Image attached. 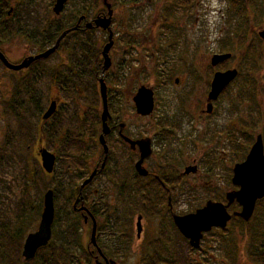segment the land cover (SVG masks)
Here are the masks:
<instances>
[{
  "label": "rangeland",
  "instance_id": "rangeland-1",
  "mask_svg": "<svg viewBox=\"0 0 264 264\" xmlns=\"http://www.w3.org/2000/svg\"><path fill=\"white\" fill-rule=\"evenodd\" d=\"M173 1L107 2L111 4L114 13L113 31L118 32L113 57L114 69L109 71V76L116 79L121 76L120 84L115 78H110L107 85L111 105L109 110H119V121L131 124L136 134L157 136L153 157L148 160L150 169L154 165H160L180 175L188 166L197 167L195 174L181 178L177 200H182V203L176 206L175 212L182 215L203 207L207 200L218 197L227 189H235L230 182L231 169L234 164L245 159L256 135L263 132L264 52L257 55L254 62L246 60V53L250 45L264 50V41L257 36L258 31L264 30V18L258 23L254 21V12L260 5H264V0H241L246 11L244 18L247 26L243 25L241 34L237 35L234 29L238 19L231 18V0H189L190 4L192 2L190 13L180 10L176 17L170 18L164 15V10ZM50 2L51 0H39L33 5L35 8L48 6L47 10L51 12ZM78 2L70 0L66 6L67 14L78 7ZM92 2L94 0H88L86 5ZM12 4L11 2L10 5ZM96 5L97 10L105 9L102 0H97ZM41 9L37 10L39 14ZM64 20L62 16L60 20H54V25L55 21ZM158 21L164 22L165 27L172 23L175 34L179 35V48L169 47L170 41L163 35L165 33L167 37V30H161L155 35L156 45L152 46L153 49H147L150 34L157 27ZM93 38L103 45L106 43L107 34L96 32ZM83 42L78 35L65 38L60 53L54 54L44 64L36 67L45 77L46 68H53L56 73L59 71V84L54 81L51 82L52 86L47 84L43 95L38 99L39 107L33 108L32 103V106L30 104L26 108L30 124L38 125L39 111L43 113L50 100L59 98L56 115L45 124L50 130H58L56 135L48 137L44 142L46 149L57 157L52 177L45 176L34 144L28 147V144L24 146L14 143L13 148L4 145L5 140L7 141L4 104L12 99L11 91H21L23 81H26L24 77L31 73L11 75L5 73L0 66V157L6 165L12 163L7 168L0 166V195L6 204L3 206L4 212L9 217L26 216L31 219L35 216V220L31 219L28 225L26 237L37 230L40 216L36 218V214L38 211L41 214L44 193L47 190L55 192L52 243L63 244L73 251L77 258L73 264H94L82 253L84 244L89 240V233L86 234L78 216L71 212L75 194L82 182L80 177L86 172L88 175L102 153L96 139L91 144L92 133L100 131V124L95 123V130L91 133L89 123L98 117L102 105L95 96L96 99L90 95L94 88V82L91 81L92 61L80 54ZM16 43L9 46L8 56L11 60L35 53L33 49H25L23 44ZM225 47L229 50L231 59L211 68V56ZM67 53L70 54L69 64L73 72L70 81L66 80L68 83L63 86L60 84L61 57ZM146 55L149 59H143L142 62L141 56ZM167 56H175L177 60L171 61ZM78 68L81 75L83 70L85 72L84 83L77 75ZM227 69L237 70L238 76L213 104L212 115L203 122L199 108H204L202 102L209 91L214 72ZM175 79H179V84H174ZM47 80L44 82L49 83ZM146 84L157 91L158 99L156 110L149 119L134 115L129 96V93H134L139 86ZM94 91L96 92L95 88ZM74 113L78 114V118L81 114L83 117L76 133L79 141L72 142L67 146V151L62 152L61 142L68 140L75 130L74 126L63 125L61 122H68L66 119L74 117ZM165 120L174 126L170 134L165 132ZM78 144L82 145L83 150L78 151ZM113 161L111 163L114 165ZM103 185L109 186L105 176L95 180L86 192ZM152 221H146L147 228L151 229L154 225L158 227L160 218ZM105 222L103 220L102 225ZM165 229L170 230L168 227ZM170 235L168 237L172 243L170 242L169 259L174 264H264V256L263 263L255 260L256 254L261 255L260 244L264 246V204L254 211L248 224L241 225L231 220L225 231L217 230L208 234L201 242V251L197 253L187 252L186 244L175 232ZM136 249L138 250L131 248L125 258L120 260L121 263L135 264L139 260Z\"/></svg>",
  "mask_w": 264,
  "mask_h": 264
},
{
  "label": "flooded vegetation",
  "instance_id": "flooded-vegetation-1",
  "mask_svg": "<svg viewBox=\"0 0 264 264\" xmlns=\"http://www.w3.org/2000/svg\"><path fill=\"white\" fill-rule=\"evenodd\" d=\"M37 1L39 0H0V8H1L0 9V53L5 57V59L11 65H14V66L19 65L24 59L36 56L40 53H43L44 51L54 46L55 42L52 41V36L54 32V20H60L62 16L64 17L65 20L67 18L71 19L72 17L75 20V22L72 26H70L68 30H71V29H75V30H72L68 34H78V36H80V40L84 41L82 44V49H80V54L83 56V58H88V59H91L92 61L93 77L91 81L94 82L93 86L96 92L94 91V88H93V92H90V95L93 98L95 96L98 102L100 101L102 105V101L100 97V84H99L100 79H103L104 84L107 89V110L109 113V118L107 120V126L109 128V133L104 137L105 144L107 146V156L104 162V167L103 169L100 170L103 160L105 158L102 146L99 144V137L101 135V113H102V110H101V112H99L98 117H97L98 122L96 123V125L100 124V131L99 132L93 131L94 133H92L93 135L91 136L92 138L91 144H94L97 141L98 145L101 147L102 153L99 159L96 161V164L93 166L92 170L88 173V175L86 172L84 173L82 177H80V179H82V182L78 186V191L75 195V198L72 203V208H71L74 215L78 216L80 222L83 225L84 230H86L85 231L86 234L87 232L89 233V240H87L86 243L84 244L82 253L84 254V256L88 257L91 260V262H93L94 264L95 263L122 264L120 260L125 258V256L130 252L131 248H138V250L136 249V251L138 252L139 260H137L135 264H147L146 262H144L146 258L148 259V258L160 257L161 259L163 258V260H166L167 258L168 259L171 258L170 257L171 255L170 242L171 241L169 240L168 236H171L170 234H172V232L173 233L175 232V235L178 236L184 242V244H186L187 252H189L190 254L201 251L200 249L201 242L204 241L205 237H207L208 234H210L213 231H217V230L225 231L226 228L223 230L219 228H213L211 229L210 232L203 234V237L200 241L199 248L193 249L189 245L188 240L185 239L180 234V232L176 228L174 221H173V216H185V215L194 213L196 210L200 209V208H197L194 211H191L189 213H185L182 215L177 214L175 212L176 206L182 203V200L181 201L179 199L177 200V192L178 190L181 189V186H180L181 178L182 177L186 178V177L191 176L190 174H195L197 172V167L195 165L192 167L188 166L184 168L182 174L180 175L175 174V172L174 173L170 172V170L167 167H164V166L161 167L160 165H157V166L154 165L150 169L148 167V160H150L153 157L154 143H155V139H157V136H154V137L153 136H142L140 134H136L131 124L125 123L123 121H119V118H118L119 110H114L112 112L109 110V107H111V105H110V98H109V87L107 83H109L110 78L116 79V77L109 76V71L114 69L113 57H114L117 42H118L117 40L118 32L114 33L113 28H112L115 25L114 24L115 23L114 13H112V17H111V31H112L113 45L108 53V56L110 59V66L106 71L103 72L102 50H103V47L108 42V33L106 31H103L100 28H97L94 24V21L98 17H104L106 15V12L103 14L101 12V9L97 10V5L95 4L86 5V0H78L79 1L78 3H80L81 5L79 4L78 5L79 7L77 8L80 10L78 12L74 10V11H71L69 14H67L66 6L70 2V0H68L65 3L62 12L58 16H55L53 13V6L56 0H51L49 4V7H51V12H48L47 10L49 9L48 6H44L45 8L43 7L35 8V5H33V3H36ZM11 2L13 3L12 5H10ZM191 4L189 0H174L173 3L169 5V7L165 8L164 15L170 18H174L176 17V14L180 10L190 13ZM39 9H41L40 14L37 11ZM165 25H164V22H160V21L157 22V27H154V30H152L150 34V41H148V44H147L149 45L147 47L148 50L153 49L152 46L156 45V42L154 41L155 35L158 34L159 31L161 30H167V33H168L167 37L164 33L163 34L164 38L168 39L170 43L173 42V44L169 43L170 45L169 47L179 48V45H178L179 35L175 34L174 32L175 27L172 25V23H169L168 27H165ZM261 31H264V30H260L257 32V36L259 38H261L259 36V33ZM96 32L107 34L106 43L102 45L100 41L98 40L95 41L96 39L93 38V34ZM65 37L59 43L57 50L51 56H49L46 59H40V60H36L32 62L31 65L26 69H22L20 71H13V70L6 68L1 61H0V66L1 68L4 69L5 73H9L11 75H15V74L19 75L21 73L23 74L33 73L29 76H26L28 77V80L25 79L26 77H24V79L26 81L40 82V80L44 78L45 81L46 79H48L47 80V82H49L47 83L48 86H52L51 78L54 75L53 68L50 70L46 68L45 75L47 76L45 77L44 74L41 71H39V69H37L36 67L40 66L41 64H44V62L48 60L50 57H52L54 54L60 53L59 50L60 48H62V42L65 39ZM16 42L23 44L25 49H33L35 53L33 55L24 56L18 60H11L8 56L9 46L14 45ZM16 45L18 44L16 43ZM240 45H243V44H240ZM88 47L89 49H87ZM249 47L254 48L253 45H250ZM167 52L169 51L167 50ZM225 54H229L230 55L229 59H231L232 56L229 53V50L227 49V47L221 48L217 54H213L209 60L210 67L216 68L217 66L224 64L226 61H228L229 59L218 64L216 67H213L211 65V59L214 55H225ZM153 56L154 55L152 54L151 58H153ZM174 57L175 56H171V57L167 56V58H169V60L171 61L177 60ZM141 58H142V62H143V59H149L147 55L146 57L141 56ZM61 60H62L61 62L62 63V73H60V75L62 76V79H65L69 82L70 81L69 78L71 77L72 72H73L69 64V61L71 60L70 54L67 53L66 55L63 56V58L61 57ZM158 60H160V58H158ZM93 67H94V70H93ZM228 70L229 69L225 71H228ZM217 72H220V71H217ZM215 73L216 72H214V74ZM84 74L85 72L83 70L82 71L83 78H82L81 70L78 68L77 75L81 78L80 81H82L83 79V83H84V76H85ZM237 76H238V71H237ZM116 81L118 82V84H120L121 76L118 77ZM211 82L212 80L210 81L209 91L205 97V100L204 102H202V105L204 106V108L203 107L199 108L200 109L199 115L201 116V120L203 122L212 115L213 104L219 99L220 95L224 93L227 87L232 83L231 82L227 87L223 89V91L220 93V95L215 101L211 102V112L207 113L206 105L208 103L207 98L210 92ZM174 84L175 85L179 84V79H175ZM69 85L67 87H69ZM116 86H119V85H116ZM141 87L151 90L153 94V102H154L153 111L151 112L150 115H147V116L137 115L135 105L132 101L133 96L137 93V91ZM19 92L20 91H17V90L11 91L10 96L14 98L20 95ZM43 93L44 92H41V91H35L33 92V95L39 96V95H43ZM156 95H157V91L154 90L148 84L139 86L134 93H129L131 102L134 107V115L138 118H147V119L151 118L157 106L158 99ZM53 101L56 103L55 113L48 120L43 121L42 116L48 109L49 104ZM49 104L46 110L41 115L40 122H42L43 124H46L57 113L58 105H59V98L56 97L54 100H50ZM82 118L83 117L81 114L79 116L80 124L82 123ZM165 122L167 123L165 132L170 134V131L171 129L174 128V126L170 125L166 120ZM94 128H95V125H94ZM258 135H260L262 138L261 133L257 134L256 137ZM256 137L254 139V142L256 140ZM124 138L131 140V141H140V140H146V139L150 141L151 154L147 159L144 160L142 164L143 167L147 171V176L141 177L135 171V163L140 158L139 150L137 146H135L133 150L130 149L129 144L125 142ZM44 142H45V138L41 134L39 135V137H37L36 141H34V147L36 150V154L38 155L40 165H41V158L39 155V150L40 149L47 150ZM254 142L252 143V145L254 144ZM262 143H263V139H262ZM252 145L250 146V148L252 147ZM263 148H264V144H263ZM112 161L114 162V165L111 163ZM243 161H241L240 163H242ZM55 163H56V160H55ZM236 164H239V163H236ZM236 164H234V166ZM111 166H113L112 169H110ZM188 168H194L195 172L185 174V170ZM233 168L231 169L232 176H233ZM93 171H96V175L93 177V179L91 180L89 184H87L85 187H83L80 190L82 183L89 178V176L92 174ZM46 175H48L49 177H52L53 174H46ZM101 176H105V179L109 186H106V185L99 186L97 188H94L90 192H86V190L90 188L92 183L95 182V180L97 181V179ZM231 179H230V182H231ZM234 190H238V188L235 187V189H232V190L227 189L223 191L222 193H220L218 197L217 196L213 197L212 199H209L206 202L212 201V202H217V203H221L225 205L227 203L226 198H225L226 194ZM219 199H222V200L220 201ZM53 200H55L54 193H53ZM258 202L259 201H257V203ZM234 205L238 206V209L236 211H231V208ZM42 209H43V202H42ZM227 210L229 214H232L234 212L240 211V207L237 203L234 202L228 207ZM138 218H140V232L139 233H137V226H136ZM157 218H160L158 227L157 225H154L153 228L151 229L146 227L145 223L147 220L152 221ZM232 219H239V218H232ZM103 220L106 221L105 225H102ZM93 221L95 222V244L94 245L90 242L91 232L93 229ZM165 227L166 228L168 227V229L170 228V230L165 229ZM52 237L53 235H52V229H51V238L47 245H49L50 242L52 241ZM65 264H73V263L67 262Z\"/></svg>",
  "mask_w": 264,
  "mask_h": 264
},
{
  "label": "water",
  "instance_id": "water-1",
  "mask_svg": "<svg viewBox=\"0 0 264 264\" xmlns=\"http://www.w3.org/2000/svg\"><path fill=\"white\" fill-rule=\"evenodd\" d=\"M68 0H56L53 6V13L58 16ZM109 0H102L106 15L104 17H98L94 24L97 28L102 29L108 33V42L103 47V72L106 71L110 66V59L108 56L109 50L113 45L112 31H111V17L112 9L111 4L107 3ZM91 26V25H90ZM89 26V27H90ZM72 30L63 32L56 40L53 47L40 53L36 56L24 59L19 65H11L5 57L0 53V61L3 65L13 71H20L28 68L32 62L40 59H46L51 56L58 48L59 43L62 39ZM259 36L264 40V31L259 33ZM230 58L229 54L225 55H214L211 59V65L216 67L218 64L226 61ZM237 76L236 70H228L225 72H216L211 82L210 92L207 98V113L211 112V102L215 101L225 87H227ZM100 84V97L102 101V113H101V135L99 137V144L102 146L105 158L101 165V169L104 167V162L107 156V146L105 144L104 137L109 133L107 126V120L109 113L107 110V89L103 79L99 80ZM136 114L140 116L150 115L153 111L154 102L153 94L151 90L144 87L139 88L137 93L132 99ZM56 110V103L53 101L49 104L48 109L42 116V120H48ZM125 142L129 144L130 149L138 147L140 158L135 163V171L141 177L147 176V171L143 167V162L147 159L150 154V141L140 140L131 141L124 138ZM41 158V167L46 174H52L55 166V156L45 149L39 150ZM194 168H188L185 170V174L194 173ZM96 175V171H93L87 180H85L80 190L91 182L93 177ZM231 183L238 190L230 191L226 194L225 198L227 203L221 204L217 202L208 201L205 205L196 210L194 213L185 216H173V221L180 232V234L188 240L189 245L193 249H198L203 234L208 233L213 228L225 229L227 224L232 218H239L243 222H248L255 210L257 201L264 199V148L262 138L260 135L256 137V140L250 148L245 160L242 163L236 164L233 168V176ZM78 201V200H77ZM76 201V202H77ZM237 203L240 207V211L229 214L228 207ZM54 221V200L52 190L45 192L43 197V209L40 215V221L37 230L33 233H29L22 246V259L27 262L33 259L40 248L45 247L51 238V229ZM137 233L140 232V218L137 219ZM90 242L95 244V222L93 221V229L91 232ZM100 264V263H95Z\"/></svg>",
  "mask_w": 264,
  "mask_h": 264
},
{
  "label": "trees",
  "instance_id": "trees-1",
  "mask_svg": "<svg viewBox=\"0 0 264 264\" xmlns=\"http://www.w3.org/2000/svg\"><path fill=\"white\" fill-rule=\"evenodd\" d=\"M87 2L88 0H86V3ZM93 4L96 5L97 0L91 3V5ZM230 5H231V11H232L231 18L233 19L236 18V20L238 19V23L236 24L234 33L236 35L241 34L242 26L243 25L247 26V21L244 18L246 11L241 5V0L240 2H238V0H231ZM263 9H264V5L263 6L260 5V7L255 10L254 21L256 23L260 22L264 18ZM79 10L80 9L76 7L75 11L78 12ZM101 12L104 14L106 11L104 8H102ZM74 22L75 20L72 17L71 19L67 18L66 20H64V22L55 21L52 41L56 42L59 36L63 32L67 31L70 28V26L74 24ZM72 35L76 36L78 34H68L65 38H68L69 36H72ZM263 52L264 50L262 48L249 47L246 53V56L248 57V58L246 57V60H252V62H254L255 57ZM56 72L57 71L54 72V75L51 78V82L54 81V83L58 85L59 84V81L57 79L58 73ZM25 79L28 80V77H26ZM44 80L45 79L43 78L42 80H40V82L23 81V87L22 89H20L21 91L19 92L20 95L12 98L9 102H6L4 104L5 118H6L5 123L7 125V128H6L7 129V133H6L7 141L5 140V143H4L6 147L11 146V148H13L14 143H21L24 146L28 144V147H31L34 144V141H36L37 137H39L40 134L45 138V141L48 137H52L56 135L58 130L56 129L50 130L49 128L46 127L45 124H43L40 121L38 125H31L30 121H28L27 119L28 118V115L26 112L27 106H29L30 104L32 106V103H33V108L39 107L38 99H40L41 98L40 96L42 95L34 96L33 92L35 91L44 92L43 89H46L47 87V83H45ZM60 82H61L60 84H63V86H66V84L68 83L64 79H62ZM28 98H32L34 100L28 99ZM41 115H42V112L39 111L38 116H40V119H41ZM77 115H78L77 113H74V117L72 116L70 119L68 120L66 119V121L68 122H65V123L64 121L61 122L63 125L74 126L73 130H75L73 135L69 137L70 141L68 139V140H63L61 142L62 152L67 151L68 149L67 146L69 144H72V142L75 143L79 141L78 138L76 137L77 128L80 125V121ZM97 122H98V119L96 118L89 123L91 133L94 129L95 123ZM15 125H17V127ZM261 134H262V139H263V144H264V129ZM77 146H78V151L83 150L82 145L78 144ZM1 159L2 157H0V166L4 165L7 168V165H12V163H7L6 165L4 161H1ZM56 160H57V157H56ZM79 162L83 163V161H79ZM45 176L47 177L48 175L45 174ZM55 197L56 195H54V199ZM219 200L221 201L222 199H219ZM263 202L264 200L259 201L256 204L255 210L261 204L263 205L264 204ZM3 206H6V204L3 201V197L0 195V264H65L67 262L74 263V259H77V258H76V255L73 253V251L69 250L66 246H63V244L52 243V241L50 242L49 245L45 246L44 248H40L33 259L25 262L21 257L23 240L25 238L28 225L32 221L31 219L35 220V216L31 217V219H29V217H26V216L25 217L19 216L17 218H11L7 214H5ZM237 209H238V206L234 205L231 208V211H236ZM71 212L73 213L72 210ZM37 213L38 214H36L37 215L36 218H38L41 215V214L39 215V211ZM54 218H55V213H54ZM232 220L239 222V224L241 225L248 224V222L250 221L249 220L248 222H243L241 219H237V220L232 219ZM52 235H53V229H52ZM260 247L262 249V251L260 252L261 255L259 256L258 254H256L255 260L259 263H263L262 256H264V246L260 244ZM144 262H146L147 264H174L172 259L167 258L166 260H163V258L161 259L160 257L148 258V259L146 258Z\"/></svg>",
  "mask_w": 264,
  "mask_h": 264
}]
</instances>
